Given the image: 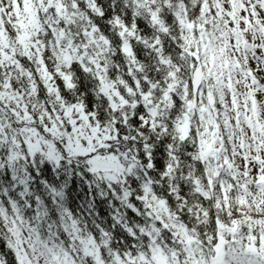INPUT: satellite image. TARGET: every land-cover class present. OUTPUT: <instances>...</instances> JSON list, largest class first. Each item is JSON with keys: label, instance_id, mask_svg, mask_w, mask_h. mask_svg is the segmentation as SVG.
<instances>
[{"label": "snow or ice", "instance_id": "6c2138e0", "mask_svg": "<svg viewBox=\"0 0 264 264\" xmlns=\"http://www.w3.org/2000/svg\"><path fill=\"white\" fill-rule=\"evenodd\" d=\"M0 264H264V0H0Z\"/></svg>", "mask_w": 264, "mask_h": 264}, {"label": "trees", "instance_id": "16d2710c", "mask_svg": "<svg viewBox=\"0 0 264 264\" xmlns=\"http://www.w3.org/2000/svg\"><path fill=\"white\" fill-rule=\"evenodd\" d=\"M0 247H2V244H0Z\"/></svg>", "mask_w": 264, "mask_h": 264}]
</instances>
